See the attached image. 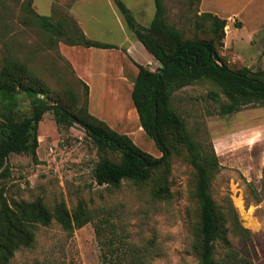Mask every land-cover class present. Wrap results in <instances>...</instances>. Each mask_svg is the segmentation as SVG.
I'll use <instances>...</instances> for the list:
<instances>
[{
  "label": "rangeland",
  "instance_id": "obj_1",
  "mask_svg": "<svg viewBox=\"0 0 264 264\" xmlns=\"http://www.w3.org/2000/svg\"><path fill=\"white\" fill-rule=\"evenodd\" d=\"M28 1L0 0V74L6 68L22 65V70L15 72V105L0 96V121L8 115V108L15 111L14 119L32 115V102L25 88L45 93L47 104L62 105L85 117L81 111H88V90L66 58L64 50L70 46L66 38H77L76 29L80 27L93 41L121 43L122 15L114 0H32L31 8L37 14L51 16L63 25L67 36L61 37L33 22ZM122 1L138 25L151 24L155 0ZM199 1L163 0L166 22L184 40L215 41L231 69L249 67L253 72H264V31L252 38L250 27L240 30L236 24L226 26L221 46L210 20L199 9ZM142 7L148 10L140 16ZM92 54L84 52L78 62L89 64ZM102 55L98 52L94 61L99 73L109 68L111 61ZM159 67L158 62L150 69L157 71ZM107 72L117 74V69ZM93 82L96 98L114 99L98 76ZM229 102L222 87L210 78L181 88L171 98L172 108L184 120L193 140L217 157L219 170L212 181L213 198L218 205L227 197L232 200L242 225L253 234L258 252L255 264H264V104L254 102L230 114L222 113L223 105ZM131 125L135 144L161 157L155 140L135 131L136 119ZM37 134L36 159L27 153H11L8 158L11 174L0 183L8 202L41 200L51 210L63 203L70 213L82 205L91 221L72 232L56 220L49 226H36L32 246L18 250L9 264H105L106 259L108 263H128L136 257L145 264H198L199 255L193 248L199 225L197 173L188 150L175 135L168 170H155L146 182L124 180L121 186L112 187L99 185L94 170L102 157L119 161L120 153L100 151L82 125H60L53 110H48ZM231 238L238 246V240ZM217 252L219 257L221 250Z\"/></svg>",
  "mask_w": 264,
  "mask_h": 264
},
{
  "label": "trees",
  "instance_id": "obj_2",
  "mask_svg": "<svg viewBox=\"0 0 264 264\" xmlns=\"http://www.w3.org/2000/svg\"><path fill=\"white\" fill-rule=\"evenodd\" d=\"M114 2L134 38L162 66L160 71H152L149 66L137 64L139 72L132 92L141 127L155 140L162 156L156 157L145 152L131 137L116 132L106 122L91 115L89 110L81 111L85 117L76 115L62 105L47 104L45 93L25 88L23 90L32 102V115L14 119L15 111L8 108V115L4 114V120L0 121V183L11 174L8 164L11 153H27L36 159L39 146L38 125L48 110H53L60 125H82L100 151L111 149L120 153L119 161L102 157L96 164L94 177L99 185L119 187L124 180L146 182L155 170H168L172 156L171 140L175 135L188 150L190 162L197 173L199 225L193 248L199 255L198 264H255L258 252L253 234L242 225L232 200L227 197L222 205H218L212 196V181L219 170L215 153L208 154L193 140L184 120L172 108L171 98L181 88L210 78L222 87L230 100L222 107V113L230 114L250 103L264 104V72H253L249 67L240 71L231 69L219 54L215 41L184 40L181 33L166 22L163 0H155V17L148 27L135 22L132 11L122 0ZM28 6L30 17L41 29L52 35L67 36L60 22H55L51 16L37 14L31 8L32 0L28 1ZM205 17L210 20L217 33L220 45L224 46L227 21L210 13H205ZM236 25L241 24L236 22ZM76 30L77 38L76 35L66 38L71 46L112 48L111 45L89 39L80 27ZM262 54L264 55V51ZM19 66L6 68L0 74V96L9 105H15L14 93L18 83L15 72L17 69L22 70V65L21 68ZM20 84L19 82V88ZM95 119L99 122L93 123ZM54 220L66 231L72 232L90 222L91 218L82 205L70 213L63 203L58 204L54 210L41 200H17L9 203L4 195V188L0 186V264H9L18 250L32 246L36 226H49ZM97 234L101 236L99 228ZM231 237L238 240V246L234 245ZM122 239L120 237L118 241L121 242ZM218 250H221L219 257ZM107 260L105 264H145L138 257L128 263H108Z\"/></svg>",
  "mask_w": 264,
  "mask_h": 264
},
{
  "label": "crops",
  "instance_id": "obj_3",
  "mask_svg": "<svg viewBox=\"0 0 264 264\" xmlns=\"http://www.w3.org/2000/svg\"><path fill=\"white\" fill-rule=\"evenodd\" d=\"M199 9L201 12L210 13L226 20L227 27L230 26L232 28L236 22L241 24L237 27L240 30H246V27H250L249 36H252V38L257 33L264 31V0H200ZM147 10L146 7L140 8V16L145 15ZM119 19L124 36V40L121 43H108L112 48L106 49L70 45L67 46L68 49H65L64 52L66 58L72 64L77 78L88 87L89 113L106 122L116 132L133 137L134 129L131 130L130 127H132L131 123H133L134 119L138 122L135 127L138 130L135 129V131L144 132L132 99L135 80L139 72L137 64L151 68L158 61L137 38L132 37L122 17ZM84 52H93L91 56L89 55L90 62L87 65H81L78 62L79 56H82ZM98 52L103 53L102 56H108L111 59L108 62L109 68L100 69L101 73L97 71L99 69L94 65L95 56ZM73 54L75 55L73 56ZM118 62L119 67H117ZM109 69H117V74L107 72ZM96 76L101 79L108 96L115 95L114 99H102L100 96L96 98L95 84L93 82V78Z\"/></svg>",
  "mask_w": 264,
  "mask_h": 264
},
{
  "label": "water",
  "instance_id": "obj_4",
  "mask_svg": "<svg viewBox=\"0 0 264 264\" xmlns=\"http://www.w3.org/2000/svg\"><path fill=\"white\" fill-rule=\"evenodd\" d=\"M162 69V66H160L159 68H158V70L160 71Z\"/></svg>",
  "mask_w": 264,
  "mask_h": 264
}]
</instances>
